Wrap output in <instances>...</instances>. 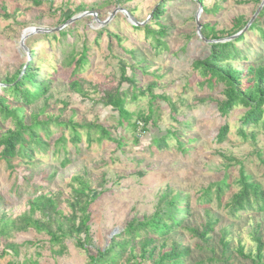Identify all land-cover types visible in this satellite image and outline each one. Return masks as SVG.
<instances>
[{"label":"rangeland","instance_id":"obj_1","mask_svg":"<svg viewBox=\"0 0 264 264\" xmlns=\"http://www.w3.org/2000/svg\"><path fill=\"white\" fill-rule=\"evenodd\" d=\"M37 1H43L42 5L35 6L32 0H0V81L32 61L34 67L40 68L38 79L51 82L43 99L25 106V123L30 124V115L35 114H41L40 121L56 117L62 122L70 119L80 124L96 122L108 128L112 139L123 140L125 145L120 149L110 140L99 143L94 139L88 145L83 141L78 146L79 154L75 155L68 143L71 161L64 167L61 165L64 155L53 154V144L61 134L68 139L69 133L51 126L53 133L47 153L35 150L32 161L13 159V172L1 161L0 217L16 220L27 211V200L40 194L51 195L58 201V209L67 214L65 201L71 199V189L76 187L72 178L77 175L89 180L96 198L88 208L91 242L85 251L75 248L73 240L67 239L63 254L56 255L53 252L58 248H51L46 235L20 229L19 225L5 241H0V254L4 244L17 246V254L5 249L8 253L4 251L0 264H86L87 256L97 250L104 251L112 238L116 242L128 239L123 234L128 224L149 218L161 197L168 194L171 197L186 194L190 212L182 219L180 227H175L166 238H158L155 246L166 242L163 252L173 244L181 251L188 248L184 264H253L237 255V245L242 246L245 255L255 256L253 237H262L264 213L247 211L232 218L224 205L238 190L240 168L264 191L261 165L264 127L261 124L248 127L246 135H253L254 139L242 140L237 132L246 110L236 107L221 117L216 106L224 100L222 86L202 87L191 65L208 55L207 43L197 32V20L199 25H214L217 32H228L233 19L250 20L258 7L236 4L232 0H201V4L198 0H121L120 4L117 0ZM162 4L164 15L157 23L149 21L152 12ZM214 4H220L223 10L217 15L202 16L200 6L210 9ZM116 9L121 12L103 24ZM64 14L82 17L68 24L63 23ZM132 21L139 24L137 27L146 25L153 32L163 30L164 35L150 36L146 30H134ZM114 36L119 38L120 44ZM155 40L162 41L167 49H154ZM236 46L241 57L239 62H229L234 69L243 70L246 64L264 62L256 32H245L244 40ZM83 52L87 62L76 72L75 61ZM122 64L128 76L131 68H144V72L137 71L138 89L145 91L152 85L154 96L170 100V104L161 100L153 103L156 125H144L136 120V115L148 114L150 95L147 91L136 100L127 98L125 107L134 115L131 123L137 122L135 129L125 123L119 128L116 112L98 102L100 93L121 85ZM72 81L81 85L82 93L72 90ZM42 110L44 113H40ZM224 124L229 132L225 141L218 144L215 137ZM0 125V133L13 129L10 119L0 120ZM168 130L179 134L183 152L172 139L162 149L152 146L151 143L164 138ZM187 139L194 141L188 143ZM224 175L228 177L230 188L222 202L215 201L213 192L211 203L199 201L202 192L220 182ZM21 178L23 184L15 193L14 188ZM166 205L163 202L162 212ZM206 210L217 224L204 243L188 229L202 230ZM222 230L228 233L226 249L221 246ZM141 234L139 238L130 239L137 256L141 242L147 238ZM262 254L264 264V249ZM128 257L127 251L118 264H127ZM130 262L134 264L133 260ZM150 263L147 260L142 264Z\"/></svg>","mask_w":264,"mask_h":264},{"label":"trees","instance_id":"obj_2","mask_svg":"<svg viewBox=\"0 0 264 264\" xmlns=\"http://www.w3.org/2000/svg\"><path fill=\"white\" fill-rule=\"evenodd\" d=\"M169 1V0H168ZM236 4H253L259 7L262 0H232ZM33 5L40 6L43 1L32 0ZM121 0H117L120 4ZM201 4L202 1L198 0ZM83 10V8H82ZM223 10L220 4H214L210 9L201 6L202 16L217 15ZM164 15V4L158 6L149 17V21H157ZM6 18L7 15H4ZM74 14H64L63 23L73 18ZM249 20H244L243 17L235 18L232 20L231 29L228 32L215 31V26L211 24L200 25V37L204 42L208 41V55L203 60H196L192 63L191 69L200 77V85L208 89H214L222 86V95L224 100L217 102V109L221 117L227 116L234 108L241 107L245 109V113L241 118V127L238 129V135L242 140L254 139L253 135L247 137L245 130L252 125H262L264 127V62L258 65L246 64L243 70L234 69L229 62L240 61V51L237 44L244 40V34L239 35L235 39H230L241 32ZM70 27V26H68ZM134 30H146L150 36L164 35L163 30L153 32L144 25L143 28L133 25ZM103 31H100V33ZM246 32H256L261 43L262 53L264 57V6L259 12L258 16L248 28ZM228 33V34H225ZM64 34V33H63ZM226 35V37H225ZM50 37L49 35L45 36ZM52 37H54L52 35ZM117 44H120L119 38L114 36ZM154 49H167L166 44L160 40H155ZM132 54V53H131ZM129 53V55H131ZM31 60V59H30ZM87 62L84 52L75 61V71L81 70L83 65ZM141 62V60H140ZM144 72V68H131V75L128 76L125 72V66H121V85L113 91H105L99 94L98 102L105 109H110L117 114V126L120 128L125 123L127 126L136 128L137 122L131 123L134 115L126 110V102L129 97L130 100H136L139 97L145 96V91L149 92V111L145 115H136V120H141L144 125H156L153 120V109L157 100H161L170 104V100L164 96H154L152 94V85L143 91L138 89V76L137 71ZM39 67H34L32 61L24 64L22 70L17 71L10 77H5L0 81V120H11L13 129H7L0 133V162L2 161L9 172H13L15 165L12 161L15 158L22 160L23 158L32 161L33 154L37 151L47 153L50 149L49 142L53 132L50 127L54 126L69 133V138L66 139L63 134L54 141L53 154H63L64 159L61 162L62 166L70 164L69 152L67 149L70 143L74 149V154L80 152L79 144L83 141L88 145L92 140L101 143L104 140H110L116 144L117 147L122 149L124 141H118L110 137L109 130L106 126L96 122L92 123H77L73 119L67 122L59 121L50 118L47 121H40L41 114L30 115V124L25 123V106H31L38 100L43 99L48 94L50 88V80L38 79ZM71 88L78 93H82L81 85L76 82H71ZM126 85V88H123ZM122 88V89H121ZM171 107H173L171 105ZM40 113H44L42 110ZM171 114V113H170ZM1 127V125H0ZM144 129V128H143ZM2 131V130H1ZM228 126L224 124L217 132L215 140L218 144L225 141L228 135ZM95 135L96 138L92 136ZM84 137V140H83ZM175 140L179 145L180 151L183 152L184 144L179 139V134L175 131L168 130L165 137L152 142V146H157L162 149L167 146L170 140ZM193 139H187V142H193ZM37 150V151H35ZM264 170V161H261ZM18 182L14 188V192L22 185ZM76 187L71 189V199L65 201L68 212L63 214L58 209V201L48 194H40L36 197L27 200V211L19 216L16 220H10L5 217H0V241L3 242L10 235L12 230L32 229L38 234L46 235L48 243L51 248L56 247L58 250L53 252L56 255H62L65 251V240H73L75 248L85 251L86 246L90 244V215L88 212L89 205L94 201L96 196L90 186V182L84 176L77 175L72 178ZM238 190L232 194L224 208L227 209L231 217H236L239 213L247 211H254L257 213H264V191L260 184L251 181L243 169L240 168L237 180ZM72 186V185H71ZM230 188L228 177L224 175L223 179L213 185H210L200 195L199 201L203 203H211L212 192L214 199L218 203L222 202L224 193ZM170 193V192H168ZM163 202H166L164 212L161 210ZM190 212L188 204V196L186 194H176L171 197L165 195L161 197L160 203L156 211L149 217L141 222H131L124 229L123 234L128 239L122 242H116L111 239L110 244L104 250H97L95 254L87 256L86 264H118L125 253L128 251V259L125 263L142 264L145 261H151L150 264H184V257L188 255L189 249L178 250L176 245L164 251L166 242H162L159 246H155L158 238H166L175 227H180L182 219ZM38 218H34V215ZM206 218L205 224L201 231L194 228L188 229L189 233L198 240L206 243L209 240V235L213 232L217 224V220L213 219L209 211H204ZM143 233L147 238L143 239L139 247V255L133 253L134 250L131 246L130 239H136L142 236ZM226 230L221 233V246L226 249L228 243L225 241L227 235ZM256 245V254L245 255L243 248L240 244L237 245L236 253L239 257L249 259L253 264H262L263 249H264V232L262 237H253ZM17 246L13 244H4L0 257L8 253L5 249H9L13 255L17 254ZM5 251V253H4ZM157 251V253H156ZM22 264H30V262H23ZM36 264V262H32Z\"/></svg>","mask_w":264,"mask_h":264},{"label":"water","instance_id":"obj_3","mask_svg":"<svg viewBox=\"0 0 264 264\" xmlns=\"http://www.w3.org/2000/svg\"><path fill=\"white\" fill-rule=\"evenodd\" d=\"M264 6V0L261 1L258 9L256 10V12L254 13V15L252 16V18L249 20V22L247 23V25L245 26V28L239 32L237 35H235L234 37L230 38V39H235L236 37H238L239 35L241 34H244L248 28L251 26V24L254 22V20L256 19V17L258 16L259 12L261 11L262 7ZM201 8V6H200ZM118 12H121V9H116L114 12L111 13L110 17L103 23V24H106L109 22V20L115 15L117 14ZM80 17L82 16H79V17H76V18H71L70 20L67 21V23H71V22H74L75 20L79 19ZM132 24L135 25V26H139V24L135 23L134 21H132ZM141 25H144V24H141ZM196 25H197V32L198 34H200V25L198 23V20L196 22ZM208 43V41H206Z\"/></svg>","mask_w":264,"mask_h":264}]
</instances>
